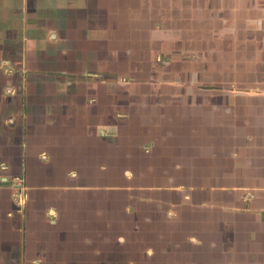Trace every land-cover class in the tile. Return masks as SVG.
<instances>
[{
  "label": "crops",
  "instance_id": "1",
  "mask_svg": "<svg viewBox=\"0 0 264 264\" xmlns=\"http://www.w3.org/2000/svg\"><path fill=\"white\" fill-rule=\"evenodd\" d=\"M6 1L0 264H264V0Z\"/></svg>",
  "mask_w": 264,
  "mask_h": 264
},
{
  "label": "rangeland",
  "instance_id": "2",
  "mask_svg": "<svg viewBox=\"0 0 264 264\" xmlns=\"http://www.w3.org/2000/svg\"><path fill=\"white\" fill-rule=\"evenodd\" d=\"M22 1L23 0H19L18 3H19V7L21 8L22 6ZM6 0H3L2 4H0L1 6H3L4 9H7V4H6ZM9 12V11H8ZM7 27V26H6Z\"/></svg>",
  "mask_w": 264,
  "mask_h": 264
},
{
  "label": "water",
  "instance_id": "3",
  "mask_svg": "<svg viewBox=\"0 0 264 264\" xmlns=\"http://www.w3.org/2000/svg\"><path fill=\"white\" fill-rule=\"evenodd\" d=\"M3 180H5V179H3Z\"/></svg>",
  "mask_w": 264,
  "mask_h": 264
}]
</instances>
